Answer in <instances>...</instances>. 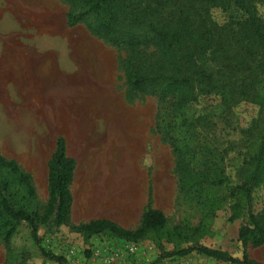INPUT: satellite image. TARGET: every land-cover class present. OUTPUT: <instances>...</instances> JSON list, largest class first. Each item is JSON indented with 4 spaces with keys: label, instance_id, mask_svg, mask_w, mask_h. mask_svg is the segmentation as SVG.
I'll return each instance as SVG.
<instances>
[{
    "label": "rangeland",
    "instance_id": "374dc122",
    "mask_svg": "<svg viewBox=\"0 0 264 264\" xmlns=\"http://www.w3.org/2000/svg\"><path fill=\"white\" fill-rule=\"evenodd\" d=\"M256 8L264 18V6ZM66 10L62 0H22V17L3 25L20 33H0V43L22 40L26 48L22 57L40 59L37 64L46 69L22 91V145H0V153L14 159L29 175L33 208L42 213L47 204V164L58 136L65 139L67 155L75 162L67 223L57 226L52 218L40 227V247L31 239L27 225L20 224L8 244L0 240V264H56L43 258L41 248L63 258L65 264H152L160 255L153 240L132 243L108 234L86 239L73 228L106 219L134 230L148 207L163 213L169 232L174 227H197L200 214L178 192L175 157L166 140L170 135L178 138L183 129L176 128L171 100L158 101L126 87L120 67L128 52L90 36L83 25L68 28ZM210 14L218 26L243 20L234 9H214ZM140 53L147 59L155 57L151 49ZM257 92L264 97L262 87L258 86ZM26 104L37 113H23L28 109ZM205 105L189 106L185 113L192 118ZM258 110V103H242L229 116L215 111L210 115L211 129L194 130L196 140L204 142L207 137L208 141H218L222 149H230L225 160L229 186L237 184L236 169L243 159L240 130L256 118ZM263 205L264 187H260L253 195L254 213ZM229 215L225 206L217 213L210 232L196 241L239 258L237 237L243 221L229 222ZM162 246L171 251L175 244L163 238ZM248 254L264 264V246L250 248ZM161 264L224 263L191 253Z\"/></svg>",
    "mask_w": 264,
    "mask_h": 264
},
{
    "label": "trees",
    "instance_id": "16d2710c",
    "mask_svg": "<svg viewBox=\"0 0 264 264\" xmlns=\"http://www.w3.org/2000/svg\"><path fill=\"white\" fill-rule=\"evenodd\" d=\"M67 10L65 25H83L90 36L115 49H125L121 64L124 84L133 93L158 101L171 100L178 138L166 140L175 157L174 174L179 194L200 214L193 229L179 227L169 232L163 213L148 207L134 230L96 219L75 226V232L89 239L108 234L127 242L153 240L160 255L152 264L191 253L224 264H259L248 250L264 246V205L253 211V195L264 187V18L257 6L264 0H62ZM234 9L242 21L218 26L211 10ZM151 49L153 59L141 50ZM206 103L202 112L188 117L186 109ZM242 103H258L259 110L246 128L240 130L243 159L236 169L237 184L229 186L225 160L229 148L222 149L214 139L194 138L197 127L211 129L210 115L217 111L229 116ZM210 108V111L207 109ZM161 133V127L156 125ZM48 200L42 213L30 205L34 189L29 175L14 160L0 154V240L8 244L24 223L38 247V229L54 218L65 225L70 215V186L75 162L68 157L65 139L58 136L47 164ZM228 207L229 222L242 220L237 241L239 258L207 248L196 238L210 232L217 213ZM173 243L165 251L162 240ZM192 242L187 246L183 243ZM44 259L65 264V260L39 249Z\"/></svg>",
    "mask_w": 264,
    "mask_h": 264
},
{
    "label": "crops",
    "instance_id": "0c3cea01",
    "mask_svg": "<svg viewBox=\"0 0 264 264\" xmlns=\"http://www.w3.org/2000/svg\"><path fill=\"white\" fill-rule=\"evenodd\" d=\"M21 17L22 0H0V33H20L3 25ZM25 49L22 40L0 43V145H22V105L25 104L22 91L27 89L28 82L36 81L46 71L37 64L40 59L22 57ZM23 113L36 114L37 110L30 106Z\"/></svg>",
    "mask_w": 264,
    "mask_h": 264
}]
</instances>
